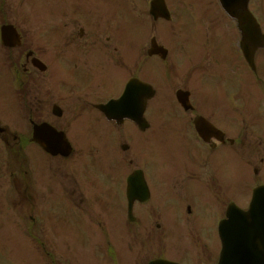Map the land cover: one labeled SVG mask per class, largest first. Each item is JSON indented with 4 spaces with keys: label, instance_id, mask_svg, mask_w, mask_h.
Segmentation results:
<instances>
[{
    "label": "flooded vegetation",
    "instance_id": "1",
    "mask_svg": "<svg viewBox=\"0 0 264 264\" xmlns=\"http://www.w3.org/2000/svg\"><path fill=\"white\" fill-rule=\"evenodd\" d=\"M152 1L0 0V264H55L56 196L65 202L64 225H69L88 194L112 203V239L105 243L114 264L125 256L130 258L126 264L157 258L217 264L218 227L234 202L229 172L223 177L220 169L232 151L247 153L248 164H264V88L263 97L248 96L240 34L218 0H163L165 8L155 15ZM249 6L264 21L261 0H249ZM7 25L16 33L3 32ZM212 62L220 73L211 66L213 75L208 74ZM254 62L257 79V72H264V48L255 52ZM115 67H121L126 81L114 94L105 91V78ZM133 77L154 89L152 98L147 92L143 96L149 124L143 132L128 120H107L96 108L117 99ZM205 88L209 96H200ZM177 90L188 93L183 95L187 109L172 96ZM157 96L164 112L152 108ZM155 115L166 144L162 161L113 159L97 167L107 176L59 182L56 174L67 178L68 169L56 171L60 157L44 155L43 176L37 158L44 152L31 141L33 124L47 122L66 133L77 125L73 140L81 145L75 148L104 152L120 134L131 138L130 127L143 137ZM67 116L72 119L63 123ZM198 117L217 131L207 143L194 129ZM143 140L151 144L149 135ZM136 170L142 171L144 184L132 189L148 199L135 200L128 211L126 181ZM59 184L64 189L56 193ZM93 226L84 230L83 242L95 240L101 248L102 221L95 218Z\"/></svg>",
    "mask_w": 264,
    "mask_h": 264
},
{
    "label": "rangeland",
    "instance_id": "2",
    "mask_svg": "<svg viewBox=\"0 0 264 264\" xmlns=\"http://www.w3.org/2000/svg\"><path fill=\"white\" fill-rule=\"evenodd\" d=\"M254 7V6H253ZM251 6V8H253ZM259 11L261 12L262 16L264 15V6H259L258 7ZM12 12L16 14V16H18L17 12L12 9ZM211 66H215V71L214 73H220L219 68L216 66V64H214L213 62L209 65L208 67V74L210 73V75H213V72L211 71ZM111 69V68H110ZM110 72V73H109ZM106 73H109L107 75V77L105 78V81L107 82L106 85L108 86L107 88H105L106 92H111V93H116L117 90H119V88H121V86L123 85V81L125 79V73H123V71L121 70V67H115L112 69V71H110L109 69L106 71ZM247 81L248 83H251L253 80L252 78L247 75ZM225 81H221L220 85H224ZM156 110V109H155ZM161 112H164L163 110ZM72 119V116L69 117L67 116L66 119H64L62 122L66 123L69 120ZM158 120H153V126L151 128V130L149 132L146 133V135H151L152 134V130L154 128H157V124H158ZM125 127V126H124ZM79 128L77 125L71 124L70 125V130L68 132V136L72 135V133H74V129ZM71 131V132H70ZM122 131V130H120ZM133 133V131H132ZM133 135H135V132L133 133ZM153 141L151 143V145H148L149 148L151 149L149 151V155H147L148 153V149L146 148V146L143 148L142 143H136L134 141H125L122 140L120 141V143L117 144V148L118 150H116V155L114 157V153L113 150L111 149L108 152H98V153H94V154H89V156H87L86 159L82 158L79 156V154L81 156H83L85 153H83L84 151L82 150V148H78L77 153H74L70 158L66 159L65 161H57L54 164V169L56 171H58V169H62L64 167H66L68 169L67 174L65 175L64 179H60L58 178L60 175L56 174V179H58L59 182L62 181H67L68 178L70 176H73L72 172L74 171V169L79 167V163L82 161H85L87 164V168L88 170L90 169V167L93 166H98V163H101V165H107L109 164L111 161L118 159L119 161H128V160H159L161 157V137H159V135H154L153 136ZM149 138V137H148ZM134 139V138H133ZM136 141V140H135ZM123 142L128 143V150L122 152L119 149V145L122 144ZM143 142V140L141 141ZM165 144V143H164ZM81 145V143H80ZM76 150V148H75ZM35 154H37V149L35 150ZM88 155V154H87ZM231 159L230 162L228 161L226 163V165L220 169V173H223V177L224 174L226 172V176H228V172H229V180L230 183L232 184L233 188H231V192H232V197H234L235 199H237L238 203H244L246 201V198H249L250 192L252 189L255 188V185L259 184V183H264V167L263 169H260V167H254L252 166L251 168H247L246 166L243 165V162L241 161V158L235 153V152H231ZM144 156V157H142ZM149 156V157H147ZM41 163H39L40 165H44L43 169V176L45 177V168H46V163H44L43 160H41V156H39ZM38 159V158H37ZM93 161V162H92ZM220 165V163H219ZM222 165V164H221ZM41 168V167H40ZM257 168V174L255 175V171L254 169ZM102 170V169H101ZM100 170V171H101ZM79 169H76V172H78ZM87 172V170H86ZM102 173H106L105 170L103 169ZM76 178H79L78 175L76 174ZM232 180V182H231ZM59 186L61 187L62 184ZM93 196V195H92ZM90 194H88L87 196V201H85V203H87L88 206L84 205L82 206V209H84L85 214L89 215L87 217L92 218L93 220L95 218L100 219L102 221V225L105 224V221L107 220V215L106 213L101 210V212L99 211V209L97 208V205L95 202L100 203V201L98 200H93L94 197H92ZM103 202V201H102ZM56 209L60 210L63 213V209H60V207L56 204ZM88 218V219H89ZM69 219V217H68ZM109 221V219H108ZM74 224H78L77 228L80 230L81 233V238L82 240H86V236L84 233V230L86 229V223H84V221L82 219H79L78 222H74ZM107 227V231H105L103 233V239L111 241L112 239V234H111V230L110 228V223H108L106 225ZM83 229V232H82ZM25 234V232H24ZM59 235V237H58ZM97 235V234H96ZM93 235L91 237H93L94 239H97V236ZM64 237V239H63ZM120 238V236L118 237V239ZM66 240V235L63 232H58V234H56V236H54V243H55V248H54V253H55V260L57 263L59 264H81L83 263V261L86 264H112V261L110 260V258L108 257V255H104V253H100V250H98V246L95 244V240H91V246H88L87 248H83L85 249L84 252L82 253V250L79 251V249H77L79 247V245L77 244L76 241H71L69 242V244L71 245V249L69 248H65V246L63 245V243H61L60 241ZM30 239L28 238L27 241H29ZM23 242H25V239L23 238ZM105 243H103V247ZM25 246H26V242H25ZM101 248V249H102ZM119 250H121V246H119ZM102 255V257H100V255ZM125 254L128 255V252L125 251ZM97 256H99V259H95L97 258ZM111 258L114 261V257L111 256ZM130 262V258L128 256H125V259L122 260H118L117 264H126ZM115 263V262H114Z\"/></svg>",
    "mask_w": 264,
    "mask_h": 264
},
{
    "label": "water",
    "instance_id": "3",
    "mask_svg": "<svg viewBox=\"0 0 264 264\" xmlns=\"http://www.w3.org/2000/svg\"><path fill=\"white\" fill-rule=\"evenodd\" d=\"M220 2L225 11L238 21V27L244 36L242 39L244 55L247 59L250 58L251 60L252 50L248 45V40L251 37L249 36V33L255 35L258 32L255 27V21L252 19L248 11H244L247 0H220ZM250 60H248V62L251 64ZM133 88L134 87L130 83L126 86L124 96L122 97L124 101L128 102L130 97L129 94ZM114 107L115 105H109L106 108V112H112ZM34 140L38 142L45 151L52 155L61 154L62 156H67L70 152V147L66 142L63 133L57 132L47 125L35 127ZM241 214V216H243L242 218L245 220L256 218L259 221L262 219L263 227L254 230L255 227L253 226L251 228L249 224L252 223L249 221L248 223H243L241 221V225L237 226H233V222H231L230 232L223 231L222 227H220L222 251L218 264H264V186L258 187L254 190L248 212ZM253 224H255V220L253 221ZM150 264L173 263L157 260Z\"/></svg>",
    "mask_w": 264,
    "mask_h": 264
}]
</instances>
